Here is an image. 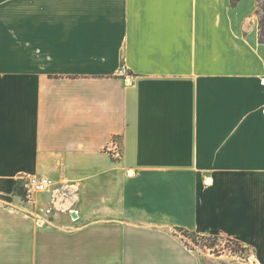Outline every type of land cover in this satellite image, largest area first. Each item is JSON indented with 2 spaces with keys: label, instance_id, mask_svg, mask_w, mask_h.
Returning <instances> with one entry per match:
<instances>
[{
  "label": "crops",
  "instance_id": "1",
  "mask_svg": "<svg viewBox=\"0 0 264 264\" xmlns=\"http://www.w3.org/2000/svg\"><path fill=\"white\" fill-rule=\"evenodd\" d=\"M256 2L0 0V264H264ZM22 173L72 211L37 225Z\"/></svg>",
  "mask_w": 264,
  "mask_h": 264
},
{
  "label": "built area",
  "instance_id": "2",
  "mask_svg": "<svg viewBox=\"0 0 264 264\" xmlns=\"http://www.w3.org/2000/svg\"><path fill=\"white\" fill-rule=\"evenodd\" d=\"M107 148L114 155H119V146L115 141L112 140ZM17 187L19 199L32 208L27 212L37 225L50 224L59 211H72L64 205L74 182H56L47 176L22 173Z\"/></svg>",
  "mask_w": 264,
  "mask_h": 264
},
{
  "label": "rangeland",
  "instance_id": "3",
  "mask_svg": "<svg viewBox=\"0 0 264 264\" xmlns=\"http://www.w3.org/2000/svg\"><path fill=\"white\" fill-rule=\"evenodd\" d=\"M256 16L259 25V36L261 40H264V0H257L256 2ZM116 143V139L112 138ZM184 244L189 249H197L206 253H211L216 255L214 252L217 251L223 259L228 258H246L250 251L239 250L236 244L227 241L226 237H218L216 240L211 241L210 239H205L202 236L192 235L191 233H184L178 231Z\"/></svg>",
  "mask_w": 264,
  "mask_h": 264
},
{
  "label": "trees",
  "instance_id": "4",
  "mask_svg": "<svg viewBox=\"0 0 264 264\" xmlns=\"http://www.w3.org/2000/svg\"><path fill=\"white\" fill-rule=\"evenodd\" d=\"M181 231L184 232V233H191L192 235H196V234H194L193 232H190V231H188V230H181ZM197 236H198V235H197ZM202 237H204L205 239H210L211 241H214V240H216V238H218V237H220V236H213V237H210V236H208V237H206V236H202ZM227 241H230V242L236 244L237 247L239 248V250H243V247H242V246H241L236 240L231 239V238H227ZM213 253H215L216 255H219L218 252L215 251V250H214Z\"/></svg>",
  "mask_w": 264,
  "mask_h": 264
}]
</instances>
